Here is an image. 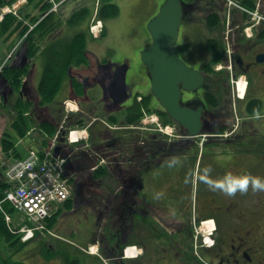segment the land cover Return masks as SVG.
Listing matches in <instances>:
<instances>
[{
	"label": "flooded vegetation",
	"instance_id": "af4514ba",
	"mask_svg": "<svg viewBox=\"0 0 264 264\" xmlns=\"http://www.w3.org/2000/svg\"><path fill=\"white\" fill-rule=\"evenodd\" d=\"M157 1H147L139 16L154 17ZM182 1L185 15L177 51L188 67L202 73L204 82L181 89V105L200 112V134L190 135V129L173 119L171 136L148 127L100 130L99 118L104 115L112 122L120 109L129 117L147 103L162 121L168 113L152 95L149 72L142 64L138 67L137 55L110 63L92 54L93 61L87 58L76 68L83 83L80 108L89 121L96 120L89 141L72 149L67 161L69 202L74 206L80 199L97 210L99 224L105 220L119 228V235L101 234L112 264H264V191H254L250 184L247 192L228 195L213 187L232 176L264 179V61L259 62L264 60V23L253 29L254 39H247L245 25L255 26L254 21L235 16L234 8L227 19L226 0ZM212 45L223 54L220 63L214 61ZM127 61L131 93L121 108L111 98L119 100L120 90L110 88ZM218 64L225 70L217 71ZM240 77L248 82L244 99L233 87ZM98 84L106 87V95L94 99L99 91L92 87ZM239 88L245 92V81ZM26 92L41 124L60 122L40 105L32 87ZM209 222L212 230L206 229ZM130 245L136 247V258L123 255Z\"/></svg>",
	"mask_w": 264,
	"mask_h": 264
},
{
	"label": "rangeland",
	"instance_id": "374dc122",
	"mask_svg": "<svg viewBox=\"0 0 264 264\" xmlns=\"http://www.w3.org/2000/svg\"><path fill=\"white\" fill-rule=\"evenodd\" d=\"M147 1L149 0H112L113 3L118 5L120 11L117 16L110 18L109 23H107L109 24V29L106 28L108 37L95 40L90 38L89 47L97 52L104 61L112 63H121L134 53L135 57L138 56L136 57L138 67L142 66L139 60H141V51L151 42V37L147 33V26L153 18V14L146 17V15L139 16L138 13L141 7L148 3ZM41 2L49 5V9L44 14L36 4L28 5L27 0H17L12 4L1 7L3 10L0 11V18L13 15L28 25L31 31L35 28V24L29 22L30 19L27 18V15L42 16L43 19L47 13L48 15L50 13L55 14L56 19L60 20L59 30L41 42L42 47L57 40L67 39L68 36L71 37L85 28L88 31V25L93 24L96 8L103 5L102 0H53V2L52 0H41ZM163 3V0H158L157 6H161ZM202 6H204L205 11L206 6L203 3ZM80 8H88L85 20L80 26L70 27L68 20L71 14ZM157 8L159 9V6ZM224 13H228L227 10ZM27 35L28 33L23 38L17 37L16 34L0 38V67L5 63H8L7 67H11L15 62H17V65H21L25 57V51L28 49L27 42L24 41ZM33 39L38 40L37 37ZM34 58L35 56L32 57L33 60ZM134 70L135 67H132L131 73ZM25 76L26 74L22 76L21 84L26 80ZM40 77L41 75L38 76V80L33 78L34 85L37 84ZM14 89L18 91V88ZM0 93H5L8 96V102L5 104L3 98H0V148H2V139L7 135L14 142L17 141L19 135L13 128L12 123L17 120L19 115L17 110L21 109L25 112L28 104L22 103L19 105V100L23 97L18 93L10 96L3 76L0 77ZM35 96L37 98L36 93ZM26 97L30 99L29 95ZM37 100L39 101V99ZM56 101H58V97H56ZM55 106L57 109L63 110L62 104H55ZM117 117L116 129L121 132L125 113L121 112ZM20 150H24V145L20 146ZM82 189L88 190L87 188ZM74 206L72 210L66 206L67 209H64L62 214L59 215L53 227V235L40 236L27 244L11 245L7 241H3L0 249V264H17L20 262L25 264H69L65 256H69L71 261L77 260L79 263L76 264H111L106 256V240L103 239L101 234L105 233L107 236L116 234L118 228L113 227L111 224L106 225L105 220L102 224H99L96 219L97 210L93 206H86L80 199L76 201ZM90 248H95L96 254H91ZM49 249L55 250L56 255L49 256L47 254Z\"/></svg>",
	"mask_w": 264,
	"mask_h": 264
},
{
	"label": "trees",
	"instance_id": "16d2710c",
	"mask_svg": "<svg viewBox=\"0 0 264 264\" xmlns=\"http://www.w3.org/2000/svg\"><path fill=\"white\" fill-rule=\"evenodd\" d=\"M17 0H0V8L6 4H12ZM28 5L36 4L43 14L47 12L49 9V5L42 4L41 0H27ZM102 7L99 9V17L102 20H107L109 18L115 17L119 14V7L117 4L113 3L112 0H102ZM248 8L255 9V4H246ZM25 10V9H23ZM22 10V12H23ZM88 12V8H81L76 10L72 16L68 20V24L70 27L81 24L85 20V15ZM27 18L30 19L29 22L31 24H35V28L30 31L28 25H26L22 20L18 19L13 15H8L5 19L0 22V38L7 36L17 35L19 38H23L27 33L28 35L25 37L24 41L27 42L28 46V55L30 57H34L39 53H42L46 58L45 71L42 77V80L39 85V94L42 97L43 103H52L55 95L64 85V81L68 78V69L70 66L80 65L84 63L85 57L84 53L87 48L88 34L87 32H78L74 34L72 37H68L67 39L57 40L56 42H52L49 44H45L42 48L41 42L45 41L47 37L52 35L54 32L59 30L60 20L56 19L55 14H49L45 18L27 15ZM212 19L215 21L218 20L217 16H213ZM215 25V23L211 24ZM103 36H106V31H104ZM37 37L38 40H34L33 38ZM40 41V42H39ZM211 44H215L211 42ZM220 45V43H219ZM214 61L215 63H220L222 61V53L215 51V47L212 45V49ZM27 73V69L18 70L11 67H6L3 76L6 77L9 84L13 88H20L22 83V76ZM22 102L19 103V105ZM252 105H257L256 102H252ZM142 107L143 105H139V107L134 111V114H130L129 117L125 118V122L129 125L137 124L142 118ZM144 107L148 109L147 103H144ZM259 108L257 109V111ZM18 116L17 120L13 124V127L16 129L20 137H24L29 129V121L28 117L25 115V112L21 109L17 110ZM166 117H163V121L165 123H172V120L169 118L167 114ZM112 122L116 123L117 118H112ZM50 129V128H49ZM16 142H14L9 135L5 136L2 139V150L4 153L9 154L11 150H15ZM4 189L5 186L0 181V202L4 199ZM71 204V203H70ZM3 208L7 212L14 214L15 210L8 204L3 203ZM70 207V205H68ZM60 212H57L48 222L50 228H53L57 222V218L60 215ZM3 241H7V243L11 245H16L23 243L21 237L13 234L6 222L3 211L0 209V249ZM27 244V243H24ZM49 256L56 255L55 250H50L47 253ZM69 256H65L66 261L69 264L79 263L77 260L71 261ZM17 264H25L23 262Z\"/></svg>",
	"mask_w": 264,
	"mask_h": 264
},
{
	"label": "water",
	"instance_id": "95a60500",
	"mask_svg": "<svg viewBox=\"0 0 264 264\" xmlns=\"http://www.w3.org/2000/svg\"><path fill=\"white\" fill-rule=\"evenodd\" d=\"M184 11L185 5L182 0L165 1L158 14L148 23L147 29L152 37V43L141 51V59L149 72L152 95L156 97L171 119L190 129V135L196 136L200 134V112L181 105V89L191 90L200 87L204 82V76L200 71L188 67L180 59L177 51L176 45L185 15ZM86 56L92 59L89 55ZM262 61L264 60L259 62ZM122 67L120 79L110 88L116 87L120 90L119 100H116L113 95L111 97L120 106L127 102L128 95L131 93L127 82L129 66L123 64ZM100 86L105 97L106 87ZM61 150L62 147L58 146L54 151L59 153Z\"/></svg>",
	"mask_w": 264,
	"mask_h": 264
},
{
	"label": "built area",
	"instance_id": "2783aa9c",
	"mask_svg": "<svg viewBox=\"0 0 264 264\" xmlns=\"http://www.w3.org/2000/svg\"><path fill=\"white\" fill-rule=\"evenodd\" d=\"M263 19L264 18H259ZM250 35V34H249ZM145 124H154L155 129L172 134L170 126L164 127L156 116H146ZM75 132L71 133V138ZM64 161L52 159L49 154L41 158L37 152L22 160H17L2 173L7 186L5 200L18 212L29 216L34 226H24V240L35 236L37 232L45 233L44 220L51 216L53 210L70 196L68 180L64 177ZM1 205V203H0ZM10 226L12 217L6 214Z\"/></svg>",
	"mask_w": 264,
	"mask_h": 264
},
{
	"label": "crops",
	"instance_id": "0c3cea01",
	"mask_svg": "<svg viewBox=\"0 0 264 264\" xmlns=\"http://www.w3.org/2000/svg\"><path fill=\"white\" fill-rule=\"evenodd\" d=\"M239 3L242 4H255L256 7L259 9L260 13L264 15V0H235ZM35 65L32 67L34 70V76L36 75V73H40L42 74L43 70H44V66H45V60H44V56L43 54H39L38 57L35 60ZM75 87L76 90L79 92L81 91L80 87L81 84L76 82L75 83ZM68 92H70L71 95H73V90H71L70 85L66 86L63 90H62V96H64V98H67L68 96ZM56 119V118H55ZM100 130H105L106 131V125L104 123L101 122L100 125ZM77 129V128H76ZM85 136L90 135V132L84 131L83 133ZM49 136H50V132L47 131L46 129L42 128V127H38L35 128L34 130L30 131L28 135H26L25 138H23L18 146V149L20 150V146L24 145V150H22L21 152L23 153V155L25 156L27 154V152L30 149H34L40 152H48L49 150L48 148V142H49ZM2 148H0V152H1ZM2 153V152H1ZM11 154V153H10ZM20 153H13L12 156L14 158H17L16 156H19ZM3 159L4 161L7 163L11 162L14 160L13 157L10 158V156H6V158L4 157V154L2 153Z\"/></svg>",
	"mask_w": 264,
	"mask_h": 264
},
{
	"label": "clouds",
	"instance_id": "9594fccd",
	"mask_svg": "<svg viewBox=\"0 0 264 264\" xmlns=\"http://www.w3.org/2000/svg\"><path fill=\"white\" fill-rule=\"evenodd\" d=\"M254 191L261 190L264 191V179L259 177H254L250 175H242V176H232L230 181L224 185H213L214 188H220L228 195H234L237 191L247 192L249 189V185Z\"/></svg>",
	"mask_w": 264,
	"mask_h": 264
},
{
	"label": "bare ground",
	"instance_id": "6f19581e",
	"mask_svg": "<svg viewBox=\"0 0 264 264\" xmlns=\"http://www.w3.org/2000/svg\"><path fill=\"white\" fill-rule=\"evenodd\" d=\"M245 85H246V83H245ZM246 90V89H245Z\"/></svg>",
	"mask_w": 264,
	"mask_h": 264
}]
</instances>
